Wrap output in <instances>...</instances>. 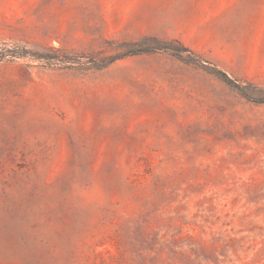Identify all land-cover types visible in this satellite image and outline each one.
<instances>
[{"label": "rangeland", "instance_id": "rangeland-1", "mask_svg": "<svg viewBox=\"0 0 264 264\" xmlns=\"http://www.w3.org/2000/svg\"><path fill=\"white\" fill-rule=\"evenodd\" d=\"M168 1L0 0V264H264V69Z\"/></svg>", "mask_w": 264, "mask_h": 264}, {"label": "crops", "instance_id": "crops-1", "mask_svg": "<svg viewBox=\"0 0 264 264\" xmlns=\"http://www.w3.org/2000/svg\"><path fill=\"white\" fill-rule=\"evenodd\" d=\"M168 2L176 10L159 13L157 18L164 22L167 35L178 38L183 44L196 45L198 52L212 55L209 56L212 61L216 52L227 51L228 64L219 65L230 69V73L234 70V75H248L249 69H264V0ZM228 8L233 12L231 22L224 16Z\"/></svg>", "mask_w": 264, "mask_h": 264}, {"label": "trees", "instance_id": "trees-1", "mask_svg": "<svg viewBox=\"0 0 264 264\" xmlns=\"http://www.w3.org/2000/svg\"><path fill=\"white\" fill-rule=\"evenodd\" d=\"M181 47H182L183 49H186L183 45H181Z\"/></svg>", "mask_w": 264, "mask_h": 264}]
</instances>
